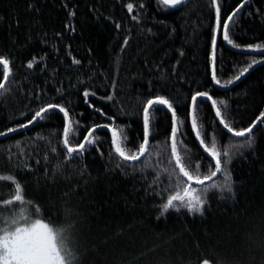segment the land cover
Returning <instances> with one entry per match:
<instances>
[{
  "label": "trees",
  "instance_id": "16d2710c",
  "mask_svg": "<svg viewBox=\"0 0 264 264\" xmlns=\"http://www.w3.org/2000/svg\"><path fill=\"white\" fill-rule=\"evenodd\" d=\"M243 2L218 0L222 18ZM128 3L134 5L131 13ZM215 25L211 0H184L176 8L158 0H0V55L12 62L8 91L0 95V131L7 134L9 127L20 128L39 107L55 102L68 107L71 119L82 127L111 123L95 112L102 109L115 116V125L138 145L143 104L160 94L179 105L178 122L186 125L181 131L187 133L192 163L199 159L206 168L210 158L198 147L190 127V95L207 91L235 127L249 126L264 112V55L250 53L253 50L247 47L264 45V0H248L230 22L236 47L228 45L235 51L224 44L219 31L214 60L217 86L236 81L253 60L262 61L225 91L212 80ZM73 58L81 63L73 64ZM30 61H35L31 69ZM85 90L95 93L87 103ZM109 95L113 100L103 98ZM198 101V126L226 146L231 134L218 123L211 101ZM62 117L52 115L0 137V175L16 176L26 199L39 206L38 217L73 225L70 246L79 264H201L204 259L211 264H264V124L254 129V148L232 149L231 163L225 164L234 181V197L210 193L202 216L182 209L157 219L162 201L149 188L153 173L146 170L144 179L140 171H133L142 167L140 162L120 160L105 129L97 130L94 147L69 161L62 146ZM170 117L163 106L151 113L155 136L151 144L170 135ZM84 134L81 131L79 139ZM243 139L231 138L235 143ZM151 162L161 169L171 167L155 154ZM57 164L62 172L53 176ZM216 179L223 181V174ZM13 192L9 182L0 181V214L18 210L2 203Z\"/></svg>",
  "mask_w": 264,
  "mask_h": 264
},
{
  "label": "snow or ice",
  "instance_id": "6c2138e0",
  "mask_svg": "<svg viewBox=\"0 0 264 264\" xmlns=\"http://www.w3.org/2000/svg\"><path fill=\"white\" fill-rule=\"evenodd\" d=\"M158 3L168 8H176L183 4L184 0H158ZM211 3L215 6V31L222 30L223 39L233 47H236L230 38V22L246 6L247 0H244V3L240 4L235 11L227 15L226 19L221 16V7L218 0H211ZM126 7L128 12L131 13L134 5L128 3ZM139 7L143 9L144 4L141 3ZM71 14L74 15V13ZM132 19L137 20L138 17L134 15ZM116 27L119 28L120 25L117 24ZM72 30L74 31V29ZM124 43L127 44L128 41L125 40ZM216 43V37L213 36V53ZM247 47L250 50L264 55V45L262 44H249ZM214 60L215 56L213 55ZM34 62L30 61L27 67L31 69ZM261 62L253 60L235 79L239 80L240 76H243L248 71V68H251L253 64ZM11 63L8 57L0 55V66L3 68V82H0V95L8 91L6 84L12 75ZM72 63L79 65L81 61L73 58ZM212 80L220 85L214 68L212 71ZM228 83H232V81H228L221 86L227 87ZM112 86L115 88L114 83ZM149 91L151 92V89ZM57 93L63 95L60 89H57ZM90 95L95 96V93H90L87 90L83 92L86 103ZM103 98L113 100V96L110 95ZM198 98H206L211 101V106L215 109V116L219 118V124L223 126V129L227 130V133L231 134L229 143L226 146L222 141L218 143L214 135L209 137L207 133L203 132L202 125L198 126V104L200 102ZM190 100L191 131L198 141V147L210 158L206 168L199 159H197L194 165L192 163L193 154L185 143L187 133L181 131V126L186 125L184 121L178 122L177 108L179 105L174 106L170 99L160 94L151 96L143 104L142 140L138 145L132 144L124 128L115 125V116L108 115L100 108H95V112L106 117L111 123H94L90 126L82 127L78 120L73 121L71 119L70 109L68 107L59 103L50 102L39 107L34 112V115L27 120V123H21L19 127L27 128L34 122L44 121L52 115L62 113V146L66 150L65 155L69 161L77 157H82L88 148L94 147L99 139L97 130L105 129L111 134V147L120 160L132 162L133 164L140 162L142 167L139 169L134 167L133 171H140L144 179H147L146 170H150L153 173L149 188L153 190L155 195L160 196L162 201L158 205L160 211L157 219L169 214L171 211L180 212L182 209H186L188 213L202 216L206 211L210 193L218 192L222 198H225V193L232 197L235 196L233 189L234 181L231 178L230 170L225 169V164L231 163L233 155L232 149L239 152L241 149L254 148L256 143L254 129L258 126L257 121L264 124V112H261L249 126L235 127L226 120L221 109L217 106V101L207 91H196L190 95ZM221 103L224 102L222 101ZM161 106L171 114L170 135L163 142L158 141L156 144H151L150 138L155 140L152 132L154 126L151 123V113L161 110ZM121 112L123 115L131 114L123 110ZM17 130L11 127L7 129L9 133ZM81 131L86 134L83 135L82 139H79ZM5 134L0 131V136ZM38 138L43 139V137ZM231 138L244 139L243 142L235 143L232 142ZM161 144L164 145V149L161 148ZM17 147H19V142L17 143ZM165 150H168L167 157H165ZM51 151L56 152L57 149L52 148ZM153 154L157 158H166L171 167L161 169L153 165L151 162ZM44 159L47 162L48 157L46 156ZM36 163L39 164L41 161L37 160ZM120 166L119 164L117 165V167ZM57 172H62L61 164L56 165L53 176ZM220 174H223V181L215 179ZM165 179L167 180L166 184H164ZM0 181L9 182V186L14 188L12 197L3 200V205L5 207L13 206V209L18 208V210H12L9 215L5 216L0 214V224L3 225L0 226V264H79V256L70 246L73 225H57L50 220L46 222L45 219L38 217L37 213L40 211L39 206H34L33 201L26 199L23 194L24 185L20 183L14 174L0 175ZM153 185H156V187L154 188ZM160 185L164 186L160 187ZM164 193H167V195L165 196ZM201 264H211V262L208 259H204ZM219 264H222V262H219Z\"/></svg>",
  "mask_w": 264,
  "mask_h": 264
},
{
  "label": "water",
  "instance_id": "95a60500",
  "mask_svg": "<svg viewBox=\"0 0 264 264\" xmlns=\"http://www.w3.org/2000/svg\"><path fill=\"white\" fill-rule=\"evenodd\" d=\"M248 1V0H247ZM214 6V5H213ZM214 10H215V6H214ZM218 34H219V31H216V34H215V37H216V40L218 39ZM222 39H223V34H222ZM223 42H224V44L228 47V48H231L229 45H228V42L227 41H225L224 39H223ZM216 48V47H215ZM232 49V48H231ZM233 50V49H232ZM239 51V50H238ZM250 53H254V54H260L259 52H256V51H249ZM213 55L215 56V51H214V53H213V47H212V71H213V68H214V61H213ZM261 55V54H260ZM264 62V61H263ZM262 63V62H261ZM258 64H260V63H258ZM258 64H256V65H254V66H252L251 68H249L248 69V71L247 72H245L244 73V75L243 76H240V79L239 80H236V81H234L233 83H231V84H229L227 87H219V86H217L216 85V83H215V85H216V87H217V89L218 90H220V91H225V90H229L230 88H232L233 86H235L244 76H246L252 69H254ZM58 111V110H57ZM213 111H214V113H215V109L213 108ZM190 113H191V106H190ZM190 120H191V116H190ZM218 122H219V119H218ZM35 123V122H34ZM33 123V124H34ZM259 123V121H257V124ZM32 124V125H33ZM31 125H29L27 128H19L17 131H15V132H11V133H7V134H5V135H3V136H8V135H11V134H13V133H18V132H21V131H24V130H26V129H28L29 127H30ZM221 127H222V129H223V126L222 125H220ZM223 130H225L226 132H227V130L226 129H223ZM110 133V132H109ZM3 136H0V137H3ZM110 136H111V134H110ZM195 136V135H194ZM197 141V140H196ZM197 143H198V141H197ZM129 163H132V162H129Z\"/></svg>",
  "mask_w": 264,
  "mask_h": 264
},
{
  "label": "bare ground",
  "instance_id": "6f19581e",
  "mask_svg": "<svg viewBox=\"0 0 264 264\" xmlns=\"http://www.w3.org/2000/svg\"><path fill=\"white\" fill-rule=\"evenodd\" d=\"M243 3H244V2H243ZM216 45H217V43H216ZM215 50H216V48H215ZM233 50L235 51V49H233ZM214 115H215V113H214ZM215 117H216V116H215ZM216 119H217V121H218L219 118L216 117ZM218 123H219V122H218ZM18 129H19V128H18ZM201 151H202V149H201ZM202 152H203V151H202ZM204 154H205V153H204ZM205 155L207 156V154H205ZM218 176H219V175H218ZM215 179H216V178H215Z\"/></svg>",
  "mask_w": 264,
  "mask_h": 264
}]
</instances>
